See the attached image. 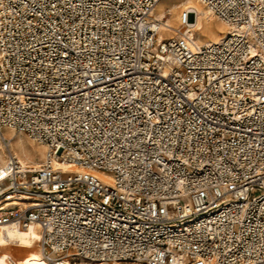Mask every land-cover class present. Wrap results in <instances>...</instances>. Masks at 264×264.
I'll return each instance as SVG.
<instances>
[{
	"label": "built area",
	"instance_id": "1",
	"mask_svg": "<svg viewBox=\"0 0 264 264\" xmlns=\"http://www.w3.org/2000/svg\"><path fill=\"white\" fill-rule=\"evenodd\" d=\"M160 1L0 0V227L47 261L264 264V0H198L209 45L189 13L162 38Z\"/></svg>",
	"mask_w": 264,
	"mask_h": 264
},
{
	"label": "bare ground",
	"instance_id": "2",
	"mask_svg": "<svg viewBox=\"0 0 264 264\" xmlns=\"http://www.w3.org/2000/svg\"><path fill=\"white\" fill-rule=\"evenodd\" d=\"M170 1V2H168ZM197 0H162L153 11V17L161 22V37L173 36L174 32L182 24L183 16L189 13L196 16L195 22H192V30L189 34L193 35L198 45H209L219 42L228 32L227 25L221 21L214 23L215 15L208 8L202 7ZM11 135L13 132L6 130ZM19 135V134H18ZM24 135V134H22ZM9 140L10 148L13 150L17 160L24 166L29 165L33 170H37L40 162L37 159L44 158L45 148L42 145H31L24 137H6ZM14 144L16 149H14ZM0 172L7 174L8 161L7 148L0 137ZM34 151L38 156L31 157L30 153ZM41 239L40 228L36 225L29 228H21L18 225H3L0 227V264H55L44 258L43 252L39 247ZM38 246H34L35 242ZM196 264H206L197 262Z\"/></svg>",
	"mask_w": 264,
	"mask_h": 264
},
{
	"label": "rangeland",
	"instance_id": "3",
	"mask_svg": "<svg viewBox=\"0 0 264 264\" xmlns=\"http://www.w3.org/2000/svg\"><path fill=\"white\" fill-rule=\"evenodd\" d=\"M198 1V0H197ZM168 2H170V1H168ZM201 4V3H200ZM202 7H204L203 5H202ZM206 8V7H205ZM195 20H196V16L195 15H192L191 17H190V22L192 23V22H195ZM217 22H220V20L217 18V17H215V19H214V23H217ZM181 27V26H180ZM179 27V28H180ZM195 38V37H194ZM195 40H196V38H195ZM20 136H22V137H24L31 145H34V146H37V145H39V144H33V141L31 140V139H29L26 135H18V134H14V133H12L11 135H9V133H7V136L6 137H20ZM35 143V142H34ZM14 149H16V145L14 144V147H13ZM11 149V148H10ZM0 150L2 151V152H4L5 153V151H3L1 148H0ZM11 151H12V153L14 154V152H13V150L11 149ZM6 154V153H5ZM30 156L31 157H35L36 158V156H38L37 155V153H35L34 151H31V153H30ZM42 160H43V158L42 159H37V161L38 162H40V164L42 163ZM27 166H29V165H27ZM30 167V166H29ZM31 168V167H30ZM32 169V168H31ZM6 184H4V186H5ZM34 246H38V242L36 241L35 243H34Z\"/></svg>",
	"mask_w": 264,
	"mask_h": 264
},
{
	"label": "crops",
	"instance_id": "4",
	"mask_svg": "<svg viewBox=\"0 0 264 264\" xmlns=\"http://www.w3.org/2000/svg\"><path fill=\"white\" fill-rule=\"evenodd\" d=\"M19 135H22V134H19ZM20 137H22V136H20Z\"/></svg>",
	"mask_w": 264,
	"mask_h": 264
}]
</instances>
